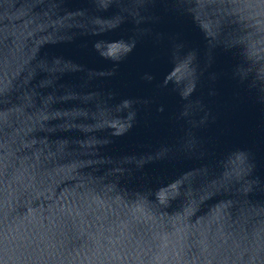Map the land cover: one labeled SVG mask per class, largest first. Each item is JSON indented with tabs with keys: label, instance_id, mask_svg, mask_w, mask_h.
Here are the masks:
<instances>
[{
	"label": "water",
	"instance_id": "water-1",
	"mask_svg": "<svg viewBox=\"0 0 264 264\" xmlns=\"http://www.w3.org/2000/svg\"><path fill=\"white\" fill-rule=\"evenodd\" d=\"M0 264H264V0H0Z\"/></svg>",
	"mask_w": 264,
	"mask_h": 264
}]
</instances>
